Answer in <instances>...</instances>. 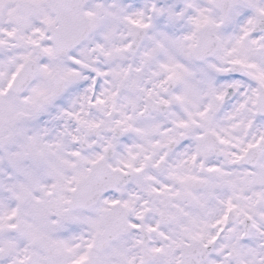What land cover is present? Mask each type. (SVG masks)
<instances>
[{
    "label": "snow or ice",
    "instance_id": "6c2138e0",
    "mask_svg": "<svg viewBox=\"0 0 264 264\" xmlns=\"http://www.w3.org/2000/svg\"><path fill=\"white\" fill-rule=\"evenodd\" d=\"M0 264H264V0H0Z\"/></svg>",
    "mask_w": 264,
    "mask_h": 264
}]
</instances>
